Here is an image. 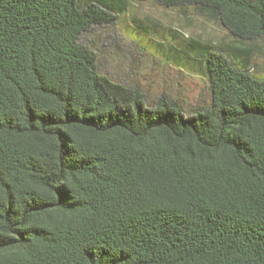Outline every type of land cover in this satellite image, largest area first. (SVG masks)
<instances>
[{
	"label": "trees",
	"instance_id": "1",
	"mask_svg": "<svg viewBox=\"0 0 264 264\" xmlns=\"http://www.w3.org/2000/svg\"><path fill=\"white\" fill-rule=\"evenodd\" d=\"M134 2L233 38L192 45L208 100L189 113L84 41ZM260 38L264 0H0V264H264Z\"/></svg>",
	"mask_w": 264,
	"mask_h": 264
},
{
	"label": "rangeland",
	"instance_id": "2",
	"mask_svg": "<svg viewBox=\"0 0 264 264\" xmlns=\"http://www.w3.org/2000/svg\"><path fill=\"white\" fill-rule=\"evenodd\" d=\"M83 38L98 52L101 73L139 84L150 100L165 92L180 101L186 113L208 100L207 79L195 61L201 57L200 49L192 46L195 40L233 43L211 14L150 2L131 3L116 23L95 28ZM246 46L254 72L264 75V38Z\"/></svg>",
	"mask_w": 264,
	"mask_h": 264
}]
</instances>
